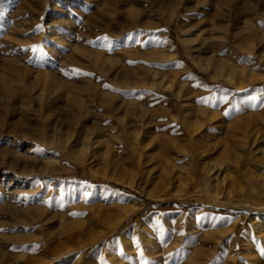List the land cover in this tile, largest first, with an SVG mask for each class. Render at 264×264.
<instances>
[{
  "label": "rangeland",
  "instance_id": "obj_1",
  "mask_svg": "<svg viewBox=\"0 0 264 264\" xmlns=\"http://www.w3.org/2000/svg\"><path fill=\"white\" fill-rule=\"evenodd\" d=\"M252 140L264 0H0V264H264Z\"/></svg>",
  "mask_w": 264,
  "mask_h": 264
},
{
  "label": "snow or ice",
  "instance_id": "obj_2",
  "mask_svg": "<svg viewBox=\"0 0 264 264\" xmlns=\"http://www.w3.org/2000/svg\"><path fill=\"white\" fill-rule=\"evenodd\" d=\"M38 29L41 27L40 25H37L36 26ZM103 39V41H104V45L103 46H106V47H108V48H111V47H114L116 44H118L119 43V41H112V40H110L108 37H103L102 38ZM127 39L128 40H133V39H135L137 42H139V39H140V37H139V35H137V36H133V34H131V33H128L127 34ZM151 42H154V43H160V41L158 40V39H156L155 37H153L152 38V41ZM31 47V50H32V52L34 53V54H36L37 52H38V50L40 49V46H38V45H31L30 46ZM74 71H79V70H74ZM106 87H107V85H106ZM209 100L210 99H213V97H209L208 98ZM227 99V96H224V95H222V96H220L219 97V100L221 101V102H223L224 100H226ZM253 100H255L256 99V97H253L252 98ZM205 103H208V100H205L204 101ZM38 151H39V149H37ZM85 195H87V193H85ZM36 247H38V246H36Z\"/></svg>",
  "mask_w": 264,
  "mask_h": 264
},
{
  "label": "bare ground",
  "instance_id": "obj_3",
  "mask_svg": "<svg viewBox=\"0 0 264 264\" xmlns=\"http://www.w3.org/2000/svg\"><path fill=\"white\" fill-rule=\"evenodd\" d=\"M253 28H254V27H253ZM250 30H251V29H250ZM195 63H196V64H199V66H200L201 68H203V69L207 68V66H208L207 63H203V62H202V63H201V62H200V63L195 62ZM254 136H255V135H252L251 137H254ZM255 137H256V136H255ZM255 137H254V138H255ZM250 139H251V138H250ZM253 140H254V139H253ZM253 140L250 141V142H248V144H247V151H248V154H250V155H252V156L255 155V154L260 155V157H258V158L260 159V165L264 168V151L256 150L255 147H254V141H253ZM242 141H243V139H242ZM244 141H245V137H244ZM245 144H246V143H245ZM245 144H244V145H245ZM258 158H257L256 160H254V161H257ZM219 167H220V165H215L214 167H211L212 169H211V168H210V169H211V170H213V169H218ZM218 171H219V170H218ZM218 171H217V172H218ZM216 176H217V175H216ZM221 177H222V176H221ZM223 177H224V176H223ZM223 177H222V178H223ZM225 177H226V176H225ZM224 179H225V178H224ZM214 180H215V179H214ZM222 180H223V179H219V178H217V184H222V182H223ZM226 185H227V184H226ZM216 186H217V185H216ZM219 186H220V185H219ZM219 186H218V187H219ZM225 187H226V186H225ZM220 188H221V187H220ZM222 188H223V186H222ZM228 189H230V188H228ZM228 189H222V190H225V191L227 190V191H228ZM217 190H218V189H217ZM213 194H214V193H213ZM213 194H212V195H213ZM214 195L217 196L216 193H215ZM215 196H214V197H215ZM250 207H251V206H250ZM249 209H252V210H253L254 208H249ZM255 210H256V209H255ZM255 210H254V212H255ZM257 211H258V210H257Z\"/></svg>",
  "mask_w": 264,
  "mask_h": 264
}]
</instances>
